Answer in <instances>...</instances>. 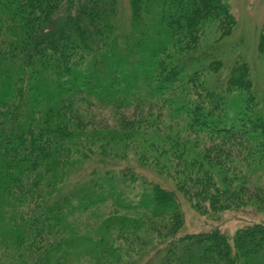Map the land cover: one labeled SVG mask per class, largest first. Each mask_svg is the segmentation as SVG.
<instances>
[{"label": "trees", "instance_id": "obj_1", "mask_svg": "<svg viewBox=\"0 0 264 264\" xmlns=\"http://www.w3.org/2000/svg\"><path fill=\"white\" fill-rule=\"evenodd\" d=\"M0 0V264H264V100L226 0ZM258 53L264 55V34Z\"/></svg>", "mask_w": 264, "mask_h": 264}, {"label": "rangeland", "instance_id": "obj_2", "mask_svg": "<svg viewBox=\"0 0 264 264\" xmlns=\"http://www.w3.org/2000/svg\"><path fill=\"white\" fill-rule=\"evenodd\" d=\"M237 22L231 37L225 44V58H248L255 66V82L259 96L264 100V55L258 53L259 37L264 34V0H226ZM128 12V0H125ZM241 60V59H240ZM184 212L183 233H201L219 229L227 235L246 225L264 224V207L249 206L243 210H229L218 215H201L182 197L179 198Z\"/></svg>", "mask_w": 264, "mask_h": 264}]
</instances>
